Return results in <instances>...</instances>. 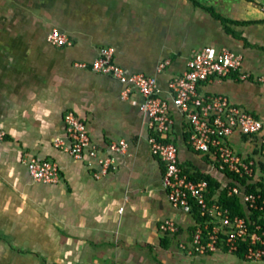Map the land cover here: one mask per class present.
Listing matches in <instances>:
<instances>
[{
    "label": "crops",
    "instance_id": "0c3cea01",
    "mask_svg": "<svg viewBox=\"0 0 264 264\" xmlns=\"http://www.w3.org/2000/svg\"><path fill=\"white\" fill-rule=\"evenodd\" d=\"M214 14L237 22L228 27L241 38L227 34ZM52 29L70 45L49 44ZM101 47L113 48V63L125 73L154 76L169 102L168 80L203 47L238 53L245 71L264 75V0H0V264H264L181 248L189 247L195 218L167 200L141 96L133 90L122 98L116 79L90 69ZM198 92L264 115V84L253 79L233 73L201 83ZM69 111L86 124L99 157L111 156L113 170L95 178L96 160L54 147L55 138H66ZM170 115L168 141L180 165L218 182L208 156L189 146L183 114L171 106ZM120 140L125 153L110 154L109 144ZM233 142L238 151L250 149L246 138ZM32 158L56 162L59 182L33 181L26 167ZM165 220L177 232H162Z\"/></svg>",
    "mask_w": 264,
    "mask_h": 264
},
{
    "label": "built area",
    "instance_id": "2783aa9c",
    "mask_svg": "<svg viewBox=\"0 0 264 264\" xmlns=\"http://www.w3.org/2000/svg\"><path fill=\"white\" fill-rule=\"evenodd\" d=\"M46 40L57 47L70 45L67 37L57 29H52ZM113 54V48L101 47L90 63V69L116 79L123 86L122 98H126L133 90L141 96L139 108L148 118L150 152L164 166L162 186L168 202L187 214H191L196 207L203 219L201 223L195 224L189 247L181 245V248L190 255L198 256L219 251L237 255L242 249L244 260L264 262V115L260 118L254 116L232 104L225 95H203L198 92L201 83L223 79L233 73L239 81L253 79L260 84H264V75L253 76L245 71L243 58L238 53L226 48L203 47L191 54L180 75L168 80L169 102L161 96L154 76L125 73L113 63ZM168 65V60L160 62L157 72H162ZM75 66L86 68L83 63ZM171 106L183 114L190 128L189 146L194 152L208 156L209 173L221 175L217 194L226 191L228 197L238 196L246 211L245 216H232L229 209L216 199L207 201V183L194 182L182 172L178 149L168 141L173 125ZM64 126L66 138H55V148L75 160L85 157L96 160L99 171L95 173V178L113 170L110 155L99 157L84 121L69 111L64 116ZM236 136L247 139L250 147L248 152L238 151L234 147ZM4 137L5 132L0 129V141ZM126 149L124 140L112 142L108 146L110 154H123ZM26 167L35 182H59L60 168L54 161L32 158L26 162ZM254 212L261 213L256 220L250 218ZM159 228L168 234L178 229L171 220H165Z\"/></svg>",
    "mask_w": 264,
    "mask_h": 264
},
{
    "label": "trees",
    "instance_id": "16d2710c",
    "mask_svg": "<svg viewBox=\"0 0 264 264\" xmlns=\"http://www.w3.org/2000/svg\"><path fill=\"white\" fill-rule=\"evenodd\" d=\"M208 11L211 14H213L212 10L208 9ZM214 17L224 25V28H225V31L227 34L231 35L235 39L241 38L240 35L229 30V27H228V25L237 24V22H233V21L223 19L217 14H214ZM249 23L250 22H243L240 24H249ZM180 167L182 169V172L185 175H187V177L190 180H192L194 182L205 181L207 183V190H208V193L206 194L207 201H213L214 199H216L218 203H220L222 206L227 207L229 209L232 216H234V215L245 216L246 215V211H245L243 205L241 204L238 196L233 195V196L228 197L226 191H222L220 194H217V191L220 188V184H219V182L216 181L215 178H213L209 174H203V173H200L198 171L191 172L189 169H186V168L182 167L181 165H180ZM191 215H193V217L195 218L196 223H201V221L203 220L200 217L196 207H194L192 209ZM259 215H261V213L254 212L250 216V218H252L253 220H256V218ZM194 230H195V227H194ZM194 230H193V232H194ZM192 236H193V234H192ZM243 252H244V250H242V249L239 250L237 253V256L242 258Z\"/></svg>",
    "mask_w": 264,
    "mask_h": 264
},
{
    "label": "rangeland",
    "instance_id": "374dc122",
    "mask_svg": "<svg viewBox=\"0 0 264 264\" xmlns=\"http://www.w3.org/2000/svg\"><path fill=\"white\" fill-rule=\"evenodd\" d=\"M256 115H257V117H259V118L261 117V116H259V114H256ZM236 151H237V150H236Z\"/></svg>",
    "mask_w": 264,
    "mask_h": 264
}]
</instances>
